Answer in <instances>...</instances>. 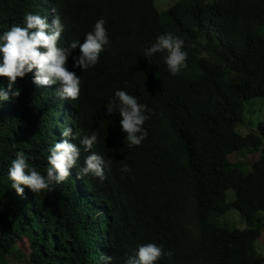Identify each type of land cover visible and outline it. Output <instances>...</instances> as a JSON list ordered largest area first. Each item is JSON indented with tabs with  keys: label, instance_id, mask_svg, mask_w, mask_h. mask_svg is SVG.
I'll return each instance as SVG.
<instances>
[{
	"label": "trees",
	"instance_id": "trees-1",
	"mask_svg": "<svg viewBox=\"0 0 264 264\" xmlns=\"http://www.w3.org/2000/svg\"><path fill=\"white\" fill-rule=\"evenodd\" d=\"M53 9L66 25L61 46L83 42L100 18L110 42L68 106L51 104L32 73L17 78L18 97L0 103V264H105L104 255L125 264L150 242L163 249L157 264H264L261 226L212 219L234 207L248 224L264 220V121L257 132L236 130L246 100L264 96V0H178L163 12L154 0H0V33L28 12L50 22ZM168 31L188 53L177 75L167 71L166 53L143 57ZM0 85L7 88V77ZM117 89L151 109L139 146L125 148L119 114H107ZM68 123L81 139L98 133L105 178L71 170L65 185L38 193L23 186L18 195L8 179L15 153L46 174L48 149ZM248 148L259 155L244 171L230 154ZM23 238L28 252L18 246Z\"/></svg>",
	"mask_w": 264,
	"mask_h": 264
},
{
	"label": "clouds",
	"instance_id": "clouds-1",
	"mask_svg": "<svg viewBox=\"0 0 264 264\" xmlns=\"http://www.w3.org/2000/svg\"><path fill=\"white\" fill-rule=\"evenodd\" d=\"M49 22L48 16L28 12L22 24H12L0 33V77H7V88L0 85V103L20 95L16 87L17 78H24L32 73V81L51 99V104L77 100L81 95L82 74L84 70L94 68L100 54L110 42L104 18L98 19L92 30L81 40L73 41L69 47L60 45L61 35L66 31L62 14H55ZM185 41L173 32L168 31L156 37L155 43L146 48L143 57L151 62L157 53H166L164 63L171 75H177L187 67L188 53L184 50ZM78 53L73 55L75 50ZM71 58V69L68 61ZM77 70L81 72L77 73ZM5 83V81H3ZM54 93L55 98L51 96ZM107 106V114L118 113L120 117L121 142L125 148L141 145L148 136L145 122L151 119V109L129 92L117 89ZM68 111L71 110L68 107ZM79 139V145L75 143ZM98 133L80 138L74 133L70 123L61 131L58 141L48 149L46 174H42L30 162V157L20 150L15 153L8 168V179L18 195H23L24 187L38 193L49 190L52 184H67L65 180L71 170H79L78 175L91 174L100 179L105 178V168L109 161L99 154ZM86 157L83 167L78 161ZM123 171H130L125 167ZM65 181V182H64ZM108 239V238H107ZM109 240V239H108ZM163 249L156 243L140 244L125 261V264H157L163 255ZM101 259L111 264L112 257L104 255Z\"/></svg>",
	"mask_w": 264,
	"mask_h": 264
},
{
	"label": "rangeland",
	"instance_id": "rangeland-1",
	"mask_svg": "<svg viewBox=\"0 0 264 264\" xmlns=\"http://www.w3.org/2000/svg\"><path fill=\"white\" fill-rule=\"evenodd\" d=\"M178 0H154L156 7L160 12L165 11L168 7H170L173 3ZM258 31L264 35V24L258 26ZM262 120L264 121V96H253L246 100L243 109V117L242 120L239 121L236 125V130L238 133L245 135L251 131L256 130L258 122ZM264 144V141H263ZM258 152L256 149H239L234 150L230 154V161L232 163H237L242 170L248 171L252 167L253 161L258 157ZM229 199L234 197L233 191L229 190ZM260 217H264V211L259 212ZM213 221L221 226H225L228 228H240L244 229L250 226H261L263 229V233L261 237L257 240L256 245L260 253L264 254V224L263 221H256L253 224H248L245 218L241 215V213L234 207L230 208L226 213L221 215H216L212 217ZM192 218L189 216V225L192 226ZM24 241H20L18 246L28 252V243L27 240L23 238Z\"/></svg>",
	"mask_w": 264,
	"mask_h": 264
}]
</instances>
